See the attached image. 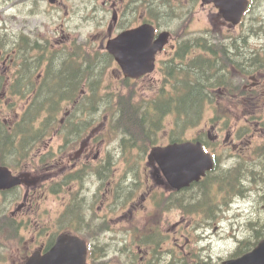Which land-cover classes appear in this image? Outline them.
Returning <instances> with one entry per match:
<instances>
[{
  "label": "rangeland",
  "instance_id": "rangeland-1",
  "mask_svg": "<svg viewBox=\"0 0 264 264\" xmlns=\"http://www.w3.org/2000/svg\"><path fill=\"white\" fill-rule=\"evenodd\" d=\"M176 3L177 4H182L179 6V10H176V16L173 18V15L172 13L169 11V14L167 16V21L168 22H176V24L179 23V21L175 20L176 17H180L182 16V13H186V11L189 10V8L187 7L188 5L185 4L184 0H176ZM2 4V7H1V16L3 15L4 16V19H6V16L7 14L11 13V10H17L16 8L13 9V6H10V5H7L5 4V1H2L1 2ZM7 6V10L5 13H3V9L4 7ZM184 6V9L181 10ZM29 10H30V7L29 8H25V7H22L20 8L19 13H18V21H22V20H27L29 19L30 21H24L22 23H18V25H15V23L13 22H10V24L12 25L13 27V31H17V29H19V31L21 33H26L27 30H28V27H30V25L32 26L34 23H41L44 19V16H45V12L43 10H41V12L38 14V15H31L29 13ZM3 11V12H2ZM206 11H208L210 14H213V10L212 9H207ZM7 13V14H6ZM6 15V16H5ZM207 13L202 11L201 9H198V11L195 13L194 15V25H192V29H196V30H202V29H205L207 28L204 24V20H202V18L206 17ZM2 16V17H3ZM4 23H0V28L3 27ZM174 26V23L172 24ZM178 26H180V23L178 24ZM209 30L210 32L212 33V35L215 36H219L221 35V28L216 24H212L210 23L209 24ZM12 29V28H11ZM89 31H90V27H86L83 29V35H88L89 34ZM82 38V37H81ZM67 42L66 39L64 38V35H61V37H54L52 38V43L53 45L55 46H60V47H63L62 44ZM109 72H106L107 69L105 70L104 72V79H105V82L103 83V88L107 85L108 82L112 83V87L111 88H108V89H115V87L117 88H120V84H121V77H116V75L113 74V72H111L112 70V65L108 68ZM111 72V73H110ZM38 75H40V72H37L35 73V76L38 77ZM41 75H43L41 73ZM41 77V76H39ZM161 77V75L158 73L156 75H153L151 76L149 79L146 80V82H138V88L141 89V91H145L144 88L146 89V91L151 88L154 84L153 80H157ZM38 79V78H37ZM41 79V78H40ZM53 84L54 82H52V80H49L47 84ZM106 93H108V91H105L104 94L106 95ZM79 94V93H78ZM146 95V93H144ZM85 95H90V92L88 89H84L83 92H82V95L80 96V102L84 99L83 96ZM23 101V100H22ZM70 102L72 101H63L59 107L60 109V115L59 117L61 118L66 112L68 111H71V109L73 110L74 108H76L77 110V107L79 105L80 102H77L76 104H71ZM19 107V103L17 105ZM100 104H99V108H100ZM75 111H73L72 113H74ZM213 111L212 110H207V109H202V113L200 114L201 115V119H200V122H197L195 125H192V126H189L187 127L183 132H182V137L186 138V139H191L193 138L195 135H198V134H203L205 135L207 129H208V126L210 123H206L208 121V118L207 117H211L213 115ZM86 115V119H85V124H84V129H83V132H82V135H84V133H89V134H92V135H95L98 133V131L100 130L99 128L102 127L104 124H106V120H105V112L104 110L100 112L99 115H97L96 117H91L92 119L89 118L90 114L87 112L85 113ZM243 116V119L244 121L246 122V119H245V116ZM164 123V126L161 127L158 131V143H166L167 141H169L171 139V137L173 136L174 134V130H175V120L172 121V118H168L165 120ZM247 124L248 123V119H247ZM239 125H241V122H238L237 124L236 123H232L229 125V129L231 130H235ZM244 125V124H243ZM261 127H263L264 129V125L260 124ZM97 126V129H95V127ZM250 127H251V130L247 131L245 134H243L241 137L237 136V142L238 143H244V144H248L249 142H247L249 139H251V142L247 145L248 148H247V151L249 154L251 155H246L245 157H253L254 154L253 153V149L255 146L261 144V142L264 140L263 137H260V136H257L253 138L252 134H251V131H252V128H253V125L250 124ZM255 129L259 128L257 125L254 126ZM99 129V130H98ZM248 130V128H246ZM205 133V134H204ZM225 133H223L224 135ZM228 134V133H227ZM231 134V138L232 137H235V135H233L232 133ZM235 138H232V140H234ZM117 144H115L114 146H117ZM228 146L232 145V143H229L227 144ZM46 151L44 150L43 153H45ZM137 156L136 157H132L130 160H128L127 158V152L124 153L120 158L119 156L116 155L117 158H119L116 162H115V165H114V168H115V175H114V178L115 176H118L120 174V171L126 167H138L139 171L141 172L142 175H144V166H145V159L144 158H141V154H137V152L135 151L134 152ZM41 155V153H40ZM42 156V155H41ZM55 156V154H54ZM140 157V158H139ZM37 158H40V157H37ZM58 158V157H57ZM55 161L53 160L52 163H54ZM41 166L42 164H39V171L43 172V170L41 169ZM128 187V186H127ZM107 189V185L104 186L103 188V193L106 191ZM128 189H130V187H128ZM113 189L110 188V192H108V194L111 196V200L110 202L112 203V201L114 200L115 198V194H113ZM246 199L244 198H240L237 203H235L234 205H236V207L239 205V207H241L242 210H245V207H247V203L250 202V199H249V195H247V197H245ZM221 205L223 204V199L221 198ZM146 205H148V203H145V206H143L141 208V213L137 215V218L136 220L138 221L137 223L140 224V225H143L146 223L147 219L149 220V222H152V217H147L145 215L146 212H148V207H146ZM227 211V210H225ZM259 211H262V210H259ZM233 213V211L231 212H227L226 215L225 214H221V213H216L220 218L222 217L223 221H221V224L224 225L225 229L226 230H237V229H241V226L239 225V222L244 220V218H232V219H229L228 216L231 215ZM260 214H257L256 217H258ZM254 217V218H256ZM182 218V213L179 212V211H171L169 214H168V217L167 219H165V228L168 227L172 222H176L177 220H180ZM216 218V217H215ZM215 218L212 219V221L215 220ZM127 225V222L123 219L121 220L119 223H116V226H119V227H125ZM211 231H214V226H211ZM248 227L246 226V228L243 230L242 232V237L243 238H246L248 237ZM218 233V232H216ZM225 234H230V233H226L224 231ZM264 233V232H263ZM253 234V233H252ZM188 235H192L193 236V239L195 240L196 238V234H194L193 231H186V228H180V229H177V231H175L173 233V235H170V238H169V243H168V248L170 249H179L181 245V247H184L185 248V245L187 243L184 242V239L185 237H187ZM224 234H221V236H223ZM122 237V236H121ZM251 238L253 240L256 239L255 236H251ZM243 243L245 241V239H242ZM176 246H179V248H177ZM190 247H188L187 249H189ZM213 250V248H212ZM232 250V245L231 243H226V239L225 240H219L218 241H215V246H214V251L217 252V255L221 254H227L228 252H230ZM129 253H130V256L134 253L137 252V247L134 245V244H131L130 248H129ZM139 256L140 255H143L141 251L138 252Z\"/></svg>",
  "mask_w": 264,
  "mask_h": 264
},
{
  "label": "flooded vegetation",
  "instance_id": "flooded-vegetation-1",
  "mask_svg": "<svg viewBox=\"0 0 264 264\" xmlns=\"http://www.w3.org/2000/svg\"><path fill=\"white\" fill-rule=\"evenodd\" d=\"M54 1L59 2V0H54ZM97 1L98 0H95L94 2L92 0L88 1V3L92 7V12H96V10H97L95 7V4L97 3ZM108 1L110 2V7H111V10L113 12H118L120 10V21H119L120 24H125V25L129 24L128 26H132V25H135L137 23L140 24V23L145 21L143 16L137 14V12H139V9L141 6L143 8L145 7V0H123L122 2H120V4H122L121 6L117 5L118 0H108ZM186 1L191 3V5L193 6L194 3L198 0H186ZM103 4H106V0L103 1ZM201 7H202V10H204L206 8L203 5ZM261 8H264V0H249V5L247 8V11H246L241 23L238 26H233L231 23H226L227 31L230 33L233 32V34L235 35L236 29L238 27H245L246 24L247 25L252 24V26H254L255 24H257V26L264 24V20H263L264 15L262 14L263 10H261ZM135 14H137V15H135ZM221 23H225V22H223L221 20ZM110 33L111 32H109L107 34V36H109ZM234 35H232V36H234ZM110 36H112V35H110ZM104 37H106V36H102L101 39H104ZM236 37L228 45V47H227L228 51L233 52L234 50H236L235 47L237 46V47H239V49H241L243 54L248 53V52H250V53L253 52L252 51L253 47L248 42L249 37H247V36H236ZM174 38H175V45L173 43H171V44L167 45L164 48V50L168 46H170V47H173L177 52V50L180 48L178 46L180 44V41L178 42L179 36L177 35ZM244 62L247 63V67L254 65V64H248L249 62H247V61H244ZM234 63H235L234 60H230L231 66L234 65ZM203 65L208 66L207 64H203ZM198 68H199V65L197 66V69ZM233 69L235 70L234 67L231 68L230 66L224 67V63L221 62V94H224V91H227V89H229V88H234L237 85H242V84H240V81H238L237 76H235L234 74H232L230 72ZM193 72L197 73L198 71L193 69ZM237 72H239V71H237ZM239 73H245V72L243 69H241V71ZM248 79H246V80L243 79V81H247ZM258 85H260V83L258 81H252V83L250 84V87L247 88V91H250V92L254 91ZM243 86L246 88L247 82H245L243 84ZM13 88H14V86H10L11 91L13 90ZM0 96H1V94H0ZM11 100H12V98L10 97L8 104H10ZM229 102H230L229 100H221V105H225L226 103H229ZM2 108L3 107L0 105V115L3 114ZM12 112L15 113V111L13 109H12ZM2 122L6 123L7 118L2 117ZM1 126H2V124H0V127ZM11 128H12V121L9 120V129H11ZM71 138H72V141L70 142V144H72L73 147L69 148V146H66L64 144L61 146L60 150L62 152V157H61V160L59 161V163H56L54 165H50L49 163L46 164V168H49L51 166L59 167V170L56 173H50V174L44 176L45 178H48L46 181L47 186H48V193H49L48 196L53 198V200L51 201L48 198V196L46 198L44 197L45 202L48 204L50 202H56L57 204L61 205V207H62V206H65L67 203H69L72 199L78 198L77 194L80 193V190H76V188L73 189V187L78 185V184L66 185V181H67L66 171L84 167L85 171L87 172L88 166H90V170H91V166L93 165V163L97 162L99 144H98L97 140L95 139L96 137L94 135L89 134L87 137H81V133H76ZM23 176H25V180L27 183L33 182L32 180H29L27 178L26 174H24ZM84 179L85 180L89 179L88 174H85ZM36 193H37V191L34 190L33 196ZM28 194H29V191H26L24 193L23 196L25 199H27ZM13 209H14V205H11V211ZM28 209H30V207H26V211H22V212L15 211V212H13V214H16V216L26 218V220L23 221L24 229H25L24 232H27L32 236L30 241H29L30 244L33 245L36 241H42L41 236H47V240L43 241L40 244V247L46 248L47 246H49L52 243L54 233H51L50 231H48V229L46 227H41V228L37 227V228L31 230L30 226L32 224L38 225V223L34 221L33 217L30 215L31 212H29ZM16 210H20V207L16 208ZM1 215H3L5 217L4 214H1ZM10 218L14 219L17 222V220L13 216H10ZM0 219H3V218H0ZM19 224H22V222H19ZM61 231L62 230H60V232ZM9 250L12 251V249H9ZM90 256L92 257V255H90ZM1 257L4 260H6V264H22V263L17 261V259L20 258L19 255L14 257L12 255V253L4 251L1 255Z\"/></svg>",
  "mask_w": 264,
  "mask_h": 264
},
{
  "label": "trees",
  "instance_id": "trees-1",
  "mask_svg": "<svg viewBox=\"0 0 264 264\" xmlns=\"http://www.w3.org/2000/svg\"><path fill=\"white\" fill-rule=\"evenodd\" d=\"M236 50L230 53L225 49V55L230 60H234V65L239 66L240 68L247 69V63L244 61L249 62L251 58L248 57L247 53L243 54L239 47H235ZM215 48H211L210 52L215 53ZM236 51V52H235ZM235 52V53H234ZM252 61V59H251ZM218 62V61H217ZM203 64H208V62L200 63L198 72L194 76L188 77L187 81H184L189 86V93L180 99L179 104L176 106L178 119L186 118L189 119L190 116H194V112H196V107H200V102L203 97L204 93V86L212 85L214 83L220 82L221 79V67L217 64L216 67H208ZM198 66V65H197ZM68 67H72V65H67L66 72L63 70L60 72H53L54 76L59 78V84H62L63 87H70L73 86L74 83H77L80 76H77L78 73L70 71ZM217 70V71H216ZM99 71V68H98ZM97 71V72H98ZM174 71H170L169 75L172 74ZM76 78L78 80L76 81ZM97 79V78H96ZM70 81L71 84L65 83L64 81ZM82 80H84V76L82 75ZM181 80V79H180ZM76 81V82H75ZM135 87L134 85H128V92L127 93H120L118 95L119 106L117 107V111L115 116L113 115V122L115 123V127L119 130L120 128L125 131V133H129L131 135L129 140H125L123 145L126 147H134L137 146L141 149H147L148 145L150 146L153 141L155 140V133L158 130L159 126H162V123L154 122L157 115H152L151 117L144 116L141 114V110L138 109L137 105L133 104L131 101L134 99L135 95ZM45 94L46 100L49 96L57 94V92H52L51 94L48 92H43ZM112 94V93H111ZM193 94V95H192ZM113 96V95H112ZM104 100H110V98H105ZM186 107H183V105ZM109 108L114 110L115 106L113 107L112 104L109 103ZM171 105L161 104V106H155L156 110L160 111L157 113L160 115V118L170 110ZM98 106H96L95 109ZM190 111V112H189ZM193 119V118H192ZM150 123V124H149ZM176 139V138H173ZM260 160L262 165L256 168H250L249 170H244L241 168H233L230 169H223L220 167V164L216 162L215 168L209 172V175L206 179L210 181H215V185L217 188H214L213 192L211 193L212 196H220L224 199L228 200L229 197L233 196V194H238L244 191L243 183L244 179L247 178L261 181L264 178V150L260 152ZM219 189V190H218ZM122 193V189H119ZM186 198V196H185Z\"/></svg>",
  "mask_w": 264,
  "mask_h": 264
},
{
  "label": "water",
  "instance_id": "water-1",
  "mask_svg": "<svg viewBox=\"0 0 264 264\" xmlns=\"http://www.w3.org/2000/svg\"><path fill=\"white\" fill-rule=\"evenodd\" d=\"M112 43L114 42L109 43V47ZM117 43H120L119 49L112 47L110 49L115 54L126 75L139 77L154 68L153 60L156 51L154 47L149 48L148 44L144 43L146 48L143 54L136 48L125 49V43H128V45L133 44L132 37L129 34L117 40ZM152 156L158 161L171 184L176 187L185 186L191 181L198 180L205 173V170L212 165V161L207 160V156L200 151L199 144L190 142L172 144L163 148L156 147L152 152ZM256 258L264 260V241L261 242L260 247L254 253L229 264H264L257 261ZM83 262L84 259H77L74 264H84Z\"/></svg>",
  "mask_w": 264,
  "mask_h": 264
},
{
  "label": "bare ground",
  "instance_id": "bare-ground-1",
  "mask_svg": "<svg viewBox=\"0 0 264 264\" xmlns=\"http://www.w3.org/2000/svg\"><path fill=\"white\" fill-rule=\"evenodd\" d=\"M237 38V37H236ZM193 95V94H192ZM190 112V111H189ZM150 124V123H149Z\"/></svg>",
  "mask_w": 264,
  "mask_h": 264
}]
</instances>
